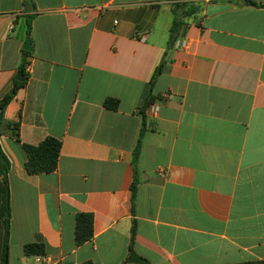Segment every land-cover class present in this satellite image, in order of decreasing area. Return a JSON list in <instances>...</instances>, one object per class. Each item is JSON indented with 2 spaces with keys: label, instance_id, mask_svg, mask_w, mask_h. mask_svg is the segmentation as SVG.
Returning a JSON list of instances; mask_svg holds the SVG:
<instances>
[{
  "label": "crops",
  "instance_id": "crops-1",
  "mask_svg": "<svg viewBox=\"0 0 264 264\" xmlns=\"http://www.w3.org/2000/svg\"><path fill=\"white\" fill-rule=\"evenodd\" d=\"M246 1L0 0L9 264H47L25 254L33 243L53 264H123L134 221L149 264H264V0ZM176 18L186 49L170 46ZM48 137L57 170L28 174L23 146ZM79 214L94 218L81 246Z\"/></svg>",
  "mask_w": 264,
  "mask_h": 264
},
{
  "label": "trees",
  "instance_id": "trees-1",
  "mask_svg": "<svg viewBox=\"0 0 264 264\" xmlns=\"http://www.w3.org/2000/svg\"><path fill=\"white\" fill-rule=\"evenodd\" d=\"M247 5H256L253 1L247 0L245 2ZM184 5H176L175 10H180ZM183 22L179 18H176L171 30H170V46L174 47L176 41L179 39L182 31ZM31 27L29 25V33ZM25 56L29 55V52L24 53ZM165 61H163L158 68L155 70L154 75L151 80V88L155 86L158 79L162 75L164 69ZM25 59L22 69H25ZM27 82L26 77L24 76V80L21 83H18L16 89L19 86H24ZM13 95H8L0 102V113L3 114L6 107L13 99ZM154 98L152 96V92L148 95V98L145 103V107L148 108L154 103ZM104 106L109 109L116 111L119 108V102L115 99H107L104 103ZM3 121H0V134L1 127ZM9 127L13 128V131H18V124L9 125ZM145 130L142 128L139 141L134 151L133 157V166L135 170V180L132 185V196L133 200L136 196L138 179H137V162L141 153L142 139L144 136ZM62 148V143L52 137L46 138L42 143L38 146L32 145H24L23 149L27 155V161L25 164V169L30 175H42V174H51L55 172L58 168V162L60 157V152ZM11 169L10 160L3 150V147L0 143V180L2 181L5 189L6 196L9 192V173ZM135 221L132 229V238L129 247V255L126 261L123 264L128 263H136V264H149V262L142 257L138 256L134 250V238H135ZM94 234V218L92 214H79L76 220V244L77 246H81L86 242L90 241ZM9 250H10V219L4 215L3 220V236L2 242L0 246V264H9ZM25 254L28 256H36V255H44L45 249L42 244H27L24 247ZM82 264H92L91 262H86Z\"/></svg>",
  "mask_w": 264,
  "mask_h": 264
},
{
  "label": "built area",
  "instance_id": "built-area-1",
  "mask_svg": "<svg viewBox=\"0 0 264 264\" xmlns=\"http://www.w3.org/2000/svg\"><path fill=\"white\" fill-rule=\"evenodd\" d=\"M142 38H144V36H142ZM144 40V39H142ZM188 46V43L186 41H178L176 42L175 44V47L178 48V49H186ZM25 70L28 72V73H31L32 72V67H31V64H26L25 66ZM151 109V112L153 114H155L157 111H158V107L156 105H151L149 107ZM36 260L39 262V263H47V264H53L52 260L50 259V257L46 256V255H39V256H36Z\"/></svg>",
  "mask_w": 264,
  "mask_h": 264
},
{
  "label": "water",
  "instance_id": "water-1",
  "mask_svg": "<svg viewBox=\"0 0 264 264\" xmlns=\"http://www.w3.org/2000/svg\"><path fill=\"white\" fill-rule=\"evenodd\" d=\"M25 51L30 52L31 51V41L28 40L25 47H24ZM17 80L22 82L23 81V71H20V73L18 74ZM0 121H2V116L0 117ZM7 217H8V212H7Z\"/></svg>",
  "mask_w": 264,
  "mask_h": 264
}]
</instances>
